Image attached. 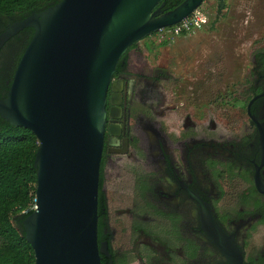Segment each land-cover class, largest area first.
<instances>
[{
	"label": "flooded vegetation",
	"instance_id": "af4514ba",
	"mask_svg": "<svg viewBox=\"0 0 264 264\" xmlns=\"http://www.w3.org/2000/svg\"><path fill=\"white\" fill-rule=\"evenodd\" d=\"M14 23L0 22V39ZM27 37L21 31L0 47V99ZM139 43L108 90L102 260L264 264V47L244 83L206 106L179 96L166 67L144 60Z\"/></svg>",
	"mask_w": 264,
	"mask_h": 264
},
{
	"label": "water",
	"instance_id": "95a60500",
	"mask_svg": "<svg viewBox=\"0 0 264 264\" xmlns=\"http://www.w3.org/2000/svg\"><path fill=\"white\" fill-rule=\"evenodd\" d=\"M165 0H61L11 25L0 47L34 34L0 99V118L30 130L39 148L36 210L23 221L35 264H102L100 168L107 96L129 49L180 24L205 0L165 12ZM224 9L225 0H217ZM109 257V255H108Z\"/></svg>",
	"mask_w": 264,
	"mask_h": 264
},
{
	"label": "rangeland",
	"instance_id": "374dc122",
	"mask_svg": "<svg viewBox=\"0 0 264 264\" xmlns=\"http://www.w3.org/2000/svg\"><path fill=\"white\" fill-rule=\"evenodd\" d=\"M225 3L224 9L217 1L202 6L210 18L203 30L172 40L157 34L138 44L143 59L166 67L174 91L196 105L210 106L219 94L223 99L237 89L252 68V57L264 47V0Z\"/></svg>",
	"mask_w": 264,
	"mask_h": 264
},
{
	"label": "trees",
	"instance_id": "16d2710c",
	"mask_svg": "<svg viewBox=\"0 0 264 264\" xmlns=\"http://www.w3.org/2000/svg\"><path fill=\"white\" fill-rule=\"evenodd\" d=\"M60 1L0 0V22L22 21ZM184 1L165 0L164 11H172ZM210 29H216L215 22ZM23 33L28 37L17 58L14 72L34 31L27 28ZM38 148L37 139L30 130L11 126L0 118V264H35V253L25 238L23 221L33 214L36 206L35 159ZM103 210L102 194L99 192V217L103 216ZM102 264H107L104 259Z\"/></svg>",
	"mask_w": 264,
	"mask_h": 264
},
{
	"label": "built area",
	"instance_id": "2783aa9c",
	"mask_svg": "<svg viewBox=\"0 0 264 264\" xmlns=\"http://www.w3.org/2000/svg\"><path fill=\"white\" fill-rule=\"evenodd\" d=\"M216 1L217 0H205L203 6L208 7ZM204 7L197 9L189 18L185 19L180 24L170 28L162 29L159 31L158 35L172 40L176 37L182 36L185 33L189 35L203 30L210 24L209 15L204 11ZM35 210L36 206L34 207V211Z\"/></svg>",
	"mask_w": 264,
	"mask_h": 264
}]
</instances>
